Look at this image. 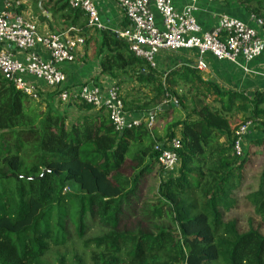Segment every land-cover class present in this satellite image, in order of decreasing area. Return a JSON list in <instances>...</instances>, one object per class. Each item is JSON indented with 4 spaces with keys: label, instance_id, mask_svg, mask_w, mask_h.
I'll return each mask as SVG.
<instances>
[{
    "label": "trees",
    "instance_id": "16d2710c",
    "mask_svg": "<svg viewBox=\"0 0 264 264\" xmlns=\"http://www.w3.org/2000/svg\"><path fill=\"white\" fill-rule=\"evenodd\" d=\"M237 2L264 24V0ZM65 6L85 29L87 15ZM90 32L80 33L99 62L91 82L115 81L124 113H154L163 133H118L105 108L76 99L77 114L62 113L52 102L62 89L27 95L0 74V264H264V138L233 148L247 122L264 136V93L224 90L184 65L158 73L114 33ZM174 137L166 172L154 146Z\"/></svg>",
    "mask_w": 264,
    "mask_h": 264
},
{
    "label": "built area",
    "instance_id": "2783aa9c",
    "mask_svg": "<svg viewBox=\"0 0 264 264\" xmlns=\"http://www.w3.org/2000/svg\"><path fill=\"white\" fill-rule=\"evenodd\" d=\"M113 1L124 20V26L114 34L128 45L134 56L155 70L160 53L193 52L196 55L195 68L204 71L206 65L203 60L206 55L218 62L236 63L242 59L249 63L264 52V24L253 17L252 27L223 14L215 28L202 32L195 18L198 5L201 1L210 4L216 0ZM66 3L71 9L81 10L87 15V27L90 30H103L93 0H66ZM17 8L16 0H5L0 11V74L9 75L14 87L27 95L37 93L25 80L27 75L44 82L52 92L58 91L66 81L63 66L75 61L77 50L85 45V37L75 30L40 35L34 23L16 13ZM155 15L159 16L160 23L156 22ZM7 48L25 53V61L14 59ZM38 49L49 56L47 61L39 58ZM118 96L115 85L105 88L91 81L62 89L57 94L62 102L76 99L95 108H105L118 133L140 124L152 128V116L135 118L126 115ZM251 125L247 122L236 131L233 147L236 155L244 151L243 138ZM179 147L178 137L155 144L157 162L166 172H173L176 168Z\"/></svg>",
    "mask_w": 264,
    "mask_h": 264
},
{
    "label": "crops",
    "instance_id": "0c3cea01",
    "mask_svg": "<svg viewBox=\"0 0 264 264\" xmlns=\"http://www.w3.org/2000/svg\"><path fill=\"white\" fill-rule=\"evenodd\" d=\"M16 1L18 2L16 13L34 23L40 35H51L68 32L70 30H75L78 33H87V29L89 30L87 26L83 30L73 27V20L67 18L68 9L65 6L66 0ZM93 1L97 7L103 30L114 33L124 26L122 12L113 0ZM4 2L5 0H0V11L3 10ZM223 14L237 19L248 26H254L252 17L240 7L237 0H216L210 4L201 1L195 13V18L202 32H209L215 28L219 17ZM155 20L157 23H160L158 15H155ZM91 31L93 32L94 30ZM7 49L14 59L20 62L25 61V53L14 50L13 48ZM37 53L40 59L46 61L49 59V56L42 53L39 49ZM195 61L196 55L193 52H182L178 54L160 53L157 57L156 71L158 73H166L173 68L183 65L195 68ZM203 61L206 65V69L204 71H199L203 79L215 83L224 90L241 92L250 96L255 91L264 93V52L261 56L249 63H245L242 59H238L236 63L218 62L210 55H206ZM63 72L66 76V81L61 89H70L73 86L90 82L92 79L98 77L100 68L98 59H96L94 55L93 45L85 42V45L77 50L75 61L63 66ZM25 80L43 97H50L53 93L42 81L36 80L29 75L26 76ZM115 84V81L109 78L101 77L99 79V85L105 88ZM52 102L57 107L61 106L63 103L57 98V95L52 98ZM65 103L70 106L65 108L66 111L63 113L72 115L77 114L72 100ZM130 117L136 118L140 117V115H132ZM163 123L164 121L162 120L159 122L154 121L152 128L149 130H151L152 134L162 135ZM263 138V134L252 124L247 129L246 135L243 138V146L246 147L247 144H252L251 142L260 141Z\"/></svg>",
    "mask_w": 264,
    "mask_h": 264
},
{
    "label": "rangeland",
    "instance_id": "374dc122",
    "mask_svg": "<svg viewBox=\"0 0 264 264\" xmlns=\"http://www.w3.org/2000/svg\"><path fill=\"white\" fill-rule=\"evenodd\" d=\"M70 105H68L67 103L63 102L61 104V106H58V108L60 109V111L63 113L65 112V108H68ZM177 114H175V117L178 118V116L180 117V115L178 114L179 109H177ZM159 182V176L158 174H151L149 176H146L145 178H143V180L141 181V185L138 191V195L140 197L141 200V204L143 205L145 203V201H148L151 199L152 194L155 192L157 184ZM247 209L245 207H240L238 209V211L235 213V216L240 221V223H245V219L247 216ZM133 220H131L132 222ZM255 226L257 225V220H255ZM130 222V223H131ZM261 231L264 233V227L261 228Z\"/></svg>",
    "mask_w": 264,
    "mask_h": 264
},
{
    "label": "water",
    "instance_id": "95a60500",
    "mask_svg": "<svg viewBox=\"0 0 264 264\" xmlns=\"http://www.w3.org/2000/svg\"><path fill=\"white\" fill-rule=\"evenodd\" d=\"M2 75V74H1ZM4 77H6L7 79H10V76L9 75H3ZM167 109V107L164 105V106H162V107H160L159 108V111H164V110H166ZM152 115H154V113H152ZM151 115V116H152Z\"/></svg>",
    "mask_w": 264,
    "mask_h": 264
}]
</instances>
